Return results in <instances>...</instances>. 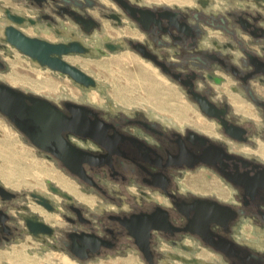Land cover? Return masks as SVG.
Segmentation results:
<instances>
[{"label": "flooded vegetation", "instance_id": "flooded-vegetation-1", "mask_svg": "<svg viewBox=\"0 0 264 264\" xmlns=\"http://www.w3.org/2000/svg\"><path fill=\"white\" fill-rule=\"evenodd\" d=\"M1 10L0 50L28 57L9 41L19 33L66 47L67 62L129 55L187 105L170 123L44 98L68 118L69 105L89 112L86 136L63 133L82 176L38 149L84 200L51 181L26 194L0 180V249L29 236L67 264H264V0H8ZM0 62L6 71L1 51Z\"/></svg>", "mask_w": 264, "mask_h": 264}, {"label": "rangeland", "instance_id": "rangeland-1", "mask_svg": "<svg viewBox=\"0 0 264 264\" xmlns=\"http://www.w3.org/2000/svg\"><path fill=\"white\" fill-rule=\"evenodd\" d=\"M7 4L8 0H0V28L5 24L1 8ZM0 51L2 59L7 66L6 71H0V82L27 94L47 98L57 103L63 100H73L115 112L129 113L133 110H141L150 116H156L166 122L174 123L176 121V118L168 115L169 113L167 114L160 111L157 107L150 104L141 91H134L131 89V92H129L121 89V87H117L127 83L125 77L119 74L118 68H113V73L110 74L104 68H99L97 66L98 64H103L104 61L113 59L117 54L99 56L92 60L89 59V62L81 60L83 63L81 62V64L77 66H81L83 70L93 76L98 83L96 87L87 89L79 87L66 75L55 72L49 68L40 67L32 59L25 57L15 49L9 48L6 51ZM134 62V64H139L147 71V78L151 82L153 81L158 84V87L162 89L169 100H176V102L182 106L187 105L182 94H180L176 87L167 79L158 73H154L153 68L144 65L141 61L136 59ZM130 66L132 67L128 62H124V67ZM11 76H19L37 81L51 80L58 84V90L55 96L50 95V93L44 91L42 87L37 89L30 84L11 82ZM73 90L79 93L78 99H74L70 95V92ZM179 104H176L178 109L182 107ZM4 133H12V136L18 144L16 147H19L15 152L0 153V180L7 187L26 194L36 190H41L46 193L49 192L47 190V184L49 181L54 182L53 180L39 177L37 174L36 176L39 179L38 182L41 183L40 186H37L30 178L25 176L27 173H34L32 169H35L36 164H38V167L44 166L51 168L55 173L65 177L64 174L54 166L53 160L41 154L40 151L0 113V137ZM21 147L24 150H22ZM30 181L32 182L31 184L28 183ZM74 185L77 188L75 183ZM57 200V206L63 209V204L59 202V198ZM63 225H65L64 222ZM247 237L253 240L255 235L248 234ZM19 255L31 260L32 264H67V261L59 260L53 250H47L42 242L34 240L29 236L25 237L21 242H16L8 245L6 248L0 249V264H18L16 260L20 259ZM135 264L140 263L136 261Z\"/></svg>", "mask_w": 264, "mask_h": 264}, {"label": "water", "instance_id": "water-1", "mask_svg": "<svg viewBox=\"0 0 264 264\" xmlns=\"http://www.w3.org/2000/svg\"><path fill=\"white\" fill-rule=\"evenodd\" d=\"M9 41L40 67L67 75L84 88L96 87L97 82L91 76L63 59V55L68 53L66 47L30 39L19 33ZM3 68L4 65L0 62V69ZM68 107L72 111V118L64 116L47 99L0 83V113L7 117L34 147L61 159L71 173L82 176L83 169L75 168L70 162V157L78 155L79 151L68 143L63 133L70 131L86 136L87 130L80 126L79 116L89 112L86 108L75 105ZM42 225L49 230L46 225Z\"/></svg>", "mask_w": 264, "mask_h": 264}, {"label": "bare ground", "instance_id": "bare-ground-1", "mask_svg": "<svg viewBox=\"0 0 264 264\" xmlns=\"http://www.w3.org/2000/svg\"><path fill=\"white\" fill-rule=\"evenodd\" d=\"M186 0H181V2H184ZM136 59H134L132 56L126 55L122 57H117L114 59H111L109 61H104L103 64H98L97 66L100 68H104L107 72L110 74L113 73V68H118L119 74L125 77L126 84L121 87V89H124L125 91L131 92V89L134 91H141L147 98V101L157 107L160 111H163L165 113H169L173 116H181L184 112L186 107L175 101L169 100L165 94L163 93L162 89L158 87V84L155 82H151L147 78L146 71L142 68H140V65L134 64ZM128 62L132 67H124V62ZM69 62H71L74 65H80L82 61L79 59H69ZM83 63V62H82ZM11 82L16 83H24V84H30L31 86H34L37 89H40V87L44 88V91L50 93V95H56L58 90V84H56L54 81L51 80H30L29 78L19 77V76H11L10 77ZM41 85V86H40ZM78 92L77 91H71L70 95L74 99H78ZM171 97V96H170ZM176 104H179L180 109L177 108ZM18 144L15 141V138L12 136V133H4L0 137V153H10L15 152L18 150L16 147ZM22 148V147H21ZM22 150H24L22 148ZM32 172L34 173H27L25 176L31 179L35 185L40 186L41 183L38 182L37 174L39 177L43 178H49L53 180L58 186H60L63 190L66 192L75 195L81 200H84L83 196L80 194V192L75 187L74 183L66 179L65 177L55 173L53 169L47 168L44 166L38 167V164H36L35 169H32ZM28 183H32V182ZM20 259L16 260L18 264H31L32 261L23 258L19 255ZM1 259V257H0ZM132 264V263H131Z\"/></svg>", "mask_w": 264, "mask_h": 264}]
</instances>
